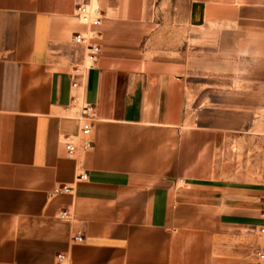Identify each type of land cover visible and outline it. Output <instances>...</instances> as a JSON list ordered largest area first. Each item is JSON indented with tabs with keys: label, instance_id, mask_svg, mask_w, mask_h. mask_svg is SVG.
Returning <instances> with one entry per match:
<instances>
[{
	"label": "crops",
	"instance_id": "1",
	"mask_svg": "<svg viewBox=\"0 0 264 264\" xmlns=\"http://www.w3.org/2000/svg\"><path fill=\"white\" fill-rule=\"evenodd\" d=\"M87 1L0 0V264H54L59 251L70 264H264L260 165L215 161L226 138L183 126L196 43H258L264 0H92L101 53L75 90L74 10ZM72 96L96 112L74 159ZM80 170L73 195L51 193Z\"/></svg>",
	"mask_w": 264,
	"mask_h": 264
},
{
	"label": "rangeland",
	"instance_id": "2",
	"mask_svg": "<svg viewBox=\"0 0 264 264\" xmlns=\"http://www.w3.org/2000/svg\"><path fill=\"white\" fill-rule=\"evenodd\" d=\"M218 34L208 33L213 40L220 38ZM252 40L196 43L188 65L183 126L226 138L225 144L215 145L224 150L216 151L214 160H255L264 184V39Z\"/></svg>",
	"mask_w": 264,
	"mask_h": 264
},
{
	"label": "built area",
	"instance_id": "3",
	"mask_svg": "<svg viewBox=\"0 0 264 264\" xmlns=\"http://www.w3.org/2000/svg\"><path fill=\"white\" fill-rule=\"evenodd\" d=\"M74 17L85 27L84 32H78L72 35V40L82 44L85 48V59L83 64L72 67L70 73L72 77L71 87L76 90L79 88L80 80L84 78L86 70L95 65L101 53L99 33L94 31L93 27L100 24L103 19V11L98 5H91L89 2H79L76 4ZM71 103L78 107L79 130L76 134L63 135L62 146L66 157L74 159L79 149L86 151L92 147L90 134L93 122L96 119V112L93 104L80 102L74 96L71 97ZM86 179L87 172L85 170H80L75 175L72 183H59L54 187L51 193L73 195L76 183ZM260 211L264 217V197H262L260 201ZM59 217L69 221L73 218V215L69 209L64 208L59 212ZM259 233L264 235V226L259 227ZM82 240L83 236L81 233H76L73 236L74 242H81ZM254 255L259 260L264 259V252L262 249H256ZM54 264H70L68 254L63 251L57 252L54 256Z\"/></svg>",
	"mask_w": 264,
	"mask_h": 264
}]
</instances>
